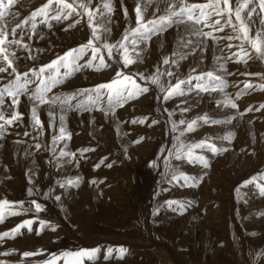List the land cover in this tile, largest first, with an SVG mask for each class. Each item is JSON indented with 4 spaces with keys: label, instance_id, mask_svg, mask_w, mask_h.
<instances>
[{
    "label": "rangeland",
    "instance_id": "374dc122",
    "mask_svg": "<svg viewBox=\"0 0 264 264\" xmlns=\"http://www.w3.org/2000/svg\"><path fill=\"white\" fill-rule=\"evenodd\" d=\"M45 2L46 0H17L11 11L18 12L19 16L15 20L11 16L6 17L0 24H6L7 30L11 31L16 23H20ZM98 2L99 0H94V3ZM114 5L115 11L110 25L112 42L118 40L128 26L120 0H114ZM124 5L128 8L134 26V0H124ZM154 8L155 4L148 8L146 19L151 17ZM54 14L52 12L50 16ZM75 19L79 17L61 22L51 21L53 27L50 29L47 25L39 24L38 18V28L36 34L31 35V39L26 27L24 42L29 44L31 53L13 46L19 57L18 70L23 72L33 66L47 63L57 54H63L67 49L86 42L90 29L84 21L64 31ZM256 26H259L258 20ZM182 32L183 26L179 29L174 26L162 35L153 37L143 53V63L130 66L128 71H142L145 74L154 72L162 57L171 55L176 48L178 34ZM229 32L230 29H226L224 33L216 35L224 36ZM19 34L20 30L17 29V36ZM41 35L43 39L40 38ZM185 37L193 41L197 39L187 34ZM225 43L227 42L221 40L220 47ZM232 43L238 44L239 41L234 40ZM207 47L206 52L197 50L194 54L189 48H182L180 51L189 52L187 59L181 61L179 67H163H171V70L181 77L186 76L192 67H196L197 72L213 70L217 75L224 74L228 80L225 91L234 99L244 88L245 82L251 81L254 85L264 82L260 76L240 75L242 72L264 73V62L252 59L247 65L237 64L233 62V58L227 63V70L236 75L228 76L216 68L214 57L221 55L216 45L209 40ZM38 49L44 51L39 52ZM30 54L36 56L37 60L28 59ZM230 54L225 48L223 55ZM201 56L203 62L198 63ZM119 67L120 65L113 64L111 68L100 72L91 69L76 72L64 83L57 85L53 92L71 93L106 82L115 75ZM64 71L65 69H61V72ZM13 78L14 76H8L0 80V84ZM195 83L196 81H193V84ZM148 86V93L140 95L122 108H117L114 116L111 113L105 116L99 110L90 113L73 111L68 114L67 127L72 133V138L67 141L68 148L65 150L77 153L79 166L76 160L65 163L71 157H62L56 161L55 157L64 148L65 142L59 143L55 153L48 150L52 144L47 106L40 109V118L45 127L44 136L38 141L33 139L36 133L32 132L30 127L27 101L25 97L21 98L23 122L10 127L5 138L0 140V198L6 196L10 200H24L25 206L28 201L37 199L45 206V211L39 213L40 218L50 220L59 227L55 232L45 229L40 236H37L35 231L29 233L23 230L24 234L15 240L6 239L0 245V252L11 249H16L17 252L0 256V260L19 264L22 260L20 253L23 251L43 249L44 253L41 255L23 258L24 264H37L47 259L48 254L52 252L100 246L101 252L95 264H264V255H260L264 252V196L259 193L255 183L244 185V181L251 176L264 173V109L255 110L260 104H264V90H246L236 100L239 111L244 113L242 118L237 117L231 123L214 125L213 131L208 128L210 125H203L195 132L186 134L191 141L202 139L204 136L213 137V142L218 148L226 147L228 151L213 154L207 149L197 150L210 161L211 166L208 169L186 160H173V164H178L180 170L188 175L203 176L198 187H183L182 181L181 184L162 181L160 173L164 171L163 157L157 160L160 165L158 169L149 167V162L157 159L162 147L166 145L171 148L172 143H175L164 109H176V114L172 117L174 120L182 118L177 108L182 99L186 101V105L180 106L190 108V111L184 114L187 119L207 113L215 119L225 120L235 115L237 110L217 103L223 99L221 93L198 95L192 92L186 97L165 102L162 99L163 94L156 86ZM249 107H252L253 111H245ZM143 116L149 118L147 123H131L133 119ZM153 119L159 123L149 127L148 124ZM25 131L31 135L24 136ZM228 132L235 133L231 142L216 139ZM140 136H143L144 140L139 144L133 143ZM18 140L23 143H16ZM37 142L44 147L37 149ZM132 147L135 148L130 150ZM83 148L95 150L85 152L81 156L77 150ZM26 152L29 154L26 155ZM104 157H107L105 163L95 168L94 165ZM108 163H112L111 168L106 167ZM29 176L33 181L31 185L28 182ZM77 176L82 177L78 186L61 188L56 183ZM94 179L96 184L91 183ZM28 187H33L34 191L38 189L37 195L29 197ZM49 188L54 190L51 198L44 199V193ZM237 188H240L239 192L236 191ZM251 188L253 190H250ZM157 191L160 192L158 196L154 195ZM56 195L61 197L60 201L54 199ZM167 200L187 201L191 206L181 215L164 203ZM33 215L30 212L9 217L0 224V232L14 227L22 219L32 218ZM38 227V222L33 225L34 229ZM107 246H123L128 252L123 259H119L114 252L113 258L105 260Z\"/></svg>",
    "mask_w": 264,
    "mask_h": 264
},
{
    "label": "snow or ice",
    "instance_id": "6c2138e0",
    "mask_svg": "<svg viewBox=\"0 0 264 264\" xmlns=\"http://www.w3.org/2000/svg\"><path fill=\"white\" fill-rule=\"evenodd\" d=\"M16 3L17 0H0V21H4L9 16L15 20L19 16L18 12L11 11ZM153 4H155V8L151 13V17L146 19L148 8ZM120 5L128 26L124 29L120 38L114 42L110 41V25L112 14L115 11L114 0H99L98 3H94V0H46L40 7L32 11L28 17L20 23H16L11 31L7 30L6 24H0V74H6L0 76V80H4L8 76H14L7 83L0 84V140L5 138L10 127L23 122L24 112L20 110L22 97H25L27 101L28 115L31 121L30 127L32 132L36 133L33 139L38 141L44 136L45 127L44 121L40 118V109L47 106L46 114L49 118L48 127L51 130L52 144V147L48 150L55 153L59 143L65 142L64 148L59 151V155L55 159L58 162L62 157H71L65 163H72V160H76L77 153L65 150L68 148L67 141L72 138V133L67 127V118L70 112L90 113L93 110H99L105 116L109 113L114 116L117 108H122L140 95L148 93L149 84L157 87L159 92L163 94L162 99L165 102L178 97H186L192 92L198 95L200 93L209 95L221 93L223 99L218 100L217 103L237 110L235 115L229 116L225 120L215 119L207 113L187 119L184 114L189 112L190 108L180 106L186 105V101L183 99L177 105L182 117L179 120L172 119L176 114V109L171 111L164 109L168 115L169 131L174 134L173 140L175 143H172L171 148L166 145L162 147L157 159L149 162V167L158 169L160 165L157 160L163 157L164 171L160 173L163 182L181 184L182 181L181 186L183 187H198L203 180V176L188 175L180 170L178 164L174 165L172 161L186 160L188 163L199 164L208 169L211 166L210 161L204 155L199 154L197 150L207 149L213 154H217L228 151V149L226 147L218 148L216 143L213 142V137L204 136L202 139L191 141L188 140L186 134L195 132L203 125L226 124L231 123L237 117L242 118L244 113L239 111L236 100L246 90L256 88L264 90V82L258 85H254L251 81L245 82L244 88L236 94L234 99L225 91L228 87V80L224 74L217 75L213 70L197 72L196 67H192L186 76L181 77L172 71L171 67L165 69L163 66L179 67L180 62L186 60L189 55V52L180 51L182 48H189L193 54L197 50L202 53L206 52L209 40L216 45L217 51L221 53V55L214 57L217 70H222V73H226L228 76L236 75V73L227 70V63L233 58H235L233 62L237 64L247 65L248 61L252 59L264 62V0H202V2H195V0H134V26L129 17L128 8L124 5V0H120ZM52 12L55 14L50 16ZM73 17H79V19L69 23L64 31L74 28L81 21H84L90 29V36L86 42L67 49L63 54H57L54 59L47 63L33 66L23 72L18 70L17 61L19 57L16 51L13 50V46L28 50L31 53L29 44L24 42V29L26 27L30 33L29 39H31V35L36 34L38 18L39 24L47 25L51 29L53 27L51 21H67ZM257 20L259 21L258 27L256 26ZM174 26L177 29L183 26V32L178 34L176 48L171 55L162 57L160 63L155 66L154 72L145 74L142 71H128L130 66L143 63V53L153 37L162 35ZM205 28L210 30L205 31ZM17 29L20 30L19 36H17ZM226 29H230L228 34L224 36L216 35V33H224ZM185 34L196 37V41L186 39ZM40 38L43 39V35ZM221 40L227 42L223 47H220ZM234 40L239 41V43L233 44L232 41ZM225 48L230 51V55H223ZM233 48L237 50L232 51ZM37 51L42 52L44 50L38 49ZM28 59L35 61L37 57L30 54ZM202 62L203 56L198 60V63ZM113 64H118L120 67L116 70L115 75L106 82L77 89L71 93L53 92L57 85L64 83L76 72L85 69L100 72L111 68ZM61 69H65V71L61 72ZM240 75L260 76L261 80L264 81V73L242 72ZM173 79L175 82H173ZM193 81H196V83L193 84ZM33 85L35 87H31ZM157 99H160V97H157ZM260 109H264V104H260L255 110L260 111ZM245 111L251 112L253 109L249 107ZM148 119L147 116L137 117L131 123L145 124ZM158 123V120L153 119L148 126L151 127ZM117 131L118 133L120 131L119 124H117ZM121 134L127 135V133ZM23 135L29 136L31 133L25 131ZM234 135V132H228L225 136L216 137V139L231 142ZM143 140L144 137L140 136L133 143L139 144ZM16 143H23V141L18 140ZM35 147L40 149L44 145L37 142ZM94 150L83 148L77 151L83 156L85 152ZM126 151L125 149V153ZM25 154L28 155L29 153L26 152ZM105 160H107V157L102 158L94 167L99 168L105 163ZM76 164L79 166L78 160H76ZM106 167L111 168L112 163H108ZM81 181L82 177L77 176L75 178H65L63 181H56V183L64 188L66 186H78ZM28 182L30 185L33 184L31 176L28 177ZM91 183L96 184L97 181L94 179ZM253 183L256 184L259 193L264 196V173H258L244 181V185ZM38 191V189L34 191L33 187H28L27 195L32 197L37 195ZM53 191L52 188H49L44 193V199L51 198ZM236 191L239 192L240 188H237ZM154 195L158 196L160 192L157 191ZM54 199L60 201L61 197L56 195ZM164 203L181 215L191 206L190 202L179 200H167ZM25 204L24 200H10L6 196L0 198V224L4 223L9 217L22 216L30 212L34 214L32 218L22 219L14 227L0 232V245L6 239L15 240L18 236H22L24 234L23 230H27L29 233L35 231V234L40 236L45 229L55 232L59 227L50 220L40 218L39 213L45 211V206L39 203L37 199L28 201L27 206ZM37 222L39 227L34 229L33 225ZM15 252H17L16 249H11L0 252V256H9ZM100 252V246L64 250L58 253L52 252L48 254L47 259L39 261L37 264H61V262L62 264H95ZM114 252L119 259H123L128 249L123 246L117 248L107 246L104 259L113 258ZM43 253V249L23 251L20 253L22 260L19 264H24L23 258L35 257ZM260 255H264V252ZM0 264H9V262L0 260Z\"/></svg>",
    "mask_w": 264,
    "mask_h": 264
},
{
    "label": "bare ground",
    "instance_id": "6f19581e",
    "mask_svg": "<svg viewBox=\"0 0 264 264\" xmlns=\"http://www.w3.org/2000/svg\"><path fill=\"white\" fill-rule=\"evenodd\" d=\"M211 128L210 130L213 131L214 130V125H210L208 126V128ZM115 135V134H114ZM116 136V135H115ZM115 139V138H114ZM122 142H124V138H122ZM135 147H132L130 150H133ZM120 157V156H119ZM119 160V159H118ZM122 161V160H121ZM126 161V160H125ZM203 172V171H202ZM250 190H253L252 188ZM164 256V255H163ZM167 258V257H166ZM163 261V260H162ZM169 261V260H168Z\"/></svg>",
    "mask_w": 264,
    "mask_h": 264
}]
</instances>
